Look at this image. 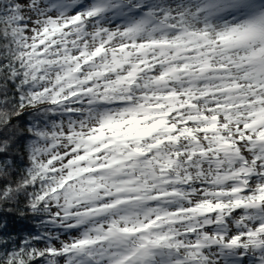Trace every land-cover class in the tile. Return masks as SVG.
I'll return each instance as SVG.
<instances>
[{"label": "snow or ice", "instance_id": "1", "mask_svg": "<svg viewBox=\"0 0 264 264\" xmlns=\"http://www.w3.org/2000/svg\"><path fill=\"white\" fill-rule=\"evenodd\" d=\"M0 264H264V0H0Z\"/></svg>", "mask_w": 264, "mask_h": 264}, {"label": "trees", "instance_id": "2", "mask_svg": "<svg viewBox=\"0 0 264 264\" xmlns=\"http://www.w3.org/2000/svg\"><path fill=\"white\" fill-rule=\"evenodd\" d=\"M27 223H28V227L31 228V227L33 226V223H34V222L29 221V222H27Z\"/></svg>", "mask_w": 264, "mask_h": 264}]
</instances>
